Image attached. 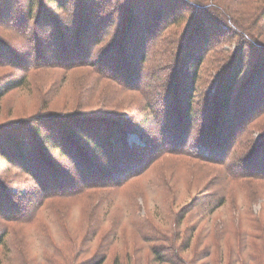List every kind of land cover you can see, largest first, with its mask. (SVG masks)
<instances>
[{
    "label": "trees",
    "instance_id": "1",
    "mask_svg": "<svg viewBox=\"0 0 264 264\" xmlns=\"http://www.w3.org/2000/svg\"><path fill=\"white\" fill-rule=\"evenodd\" d=\"M54 71L69 90L60 108L44 90L57 84ZM16 91L38 109L23 100L21 111L1 114L12 119L0 122V264H264V220L250 209L244 222L233 207L218 239L178 242L123 206L124 190L118 208L135 236L119 237V249L92 223L74 235L59 206L101 189L112 206L150 147H159L152 162L193 154L220 168L216 203L204 202L202 216L228 205L229 187L264 185V0H0V112ZM123 93L140 99L131 111L160 104L161 143L136 152L125 140L130 132L142 139L144 120L118 111L133 100Z\"/></svg>",
    "mask_w": 264,
    "mask_h": 264
},
{
    "label": "rangeland",
    "instance_id": "2",
    "mask_svg": "<svg viewBox=\"0 0 264 264\" xmlns=\"http://www.w3.org/2000/svg\"><path fill=\"white\" fill-rule=\"evenodd\" d=\"M157 60L163 62V50L158 59H154L155 63H153V65L160 66L162 63ZM56 72H51L50 78H56L57 84L54 86L50 82L44 87V90H46L45 95L54 99L53 104H57L58 106L56 107L60 108L65 102V94L69 95V90L64 91L66 84L62 86L61 79L63 73ZM80 73H82V70H77L76 75ZM212 74L213 72L210 71L202 74L203 82L210 80ZM162 77L161 72H158L157 79L162 81ZM42 80H44V76ZM52 85L53 87H51ZM200 91H204L208 95L213 92V89L205 85L201 87ZM124 95H130L133 100L129 103L119 104L120 109L118 111L124 113V116H133L135 121L142 122L144 120L139 125L140 130H144L142 139H139L135 132H130L126 135L125 140L129 144L138 146L133 147L135 150H138L136 152L141 151V146H144L146 141L150 143L156 142L157 144L161 143L163 134H161L159 127L160 122L163 121V115L157 114H162L160 104L154 110H152V107L147 109L140 106L141 108L135 107L131 111L133 106H137L140 103V99L136 95L134 97L132 93H123L119 98ZM156 99L158 98L156 97L153 101L155 102ZM23 100L26 101L25 106H30L33 110L38 109V105L32 106L33 102L25 93H21V91L13 92L2 101L0 122L7 118L1 116L3 110L14 106L13 109L21 111V103ZM53 104L49 105L50 109H53L52 106H55ZM170 111L173 114L174 107ZM196 113L197 108L194 105L191 116L195 117ZM169 116L170 114L166 115V120H168ZM153 118H155L154 121L152 120ZM10 119L12 118H7L6 120ZM149 133H151L150 137H148ZM256 135L254 133V136ZM156 151H159V147ZM156 151L150 147L145 157L141 156L140 160H144L142 162L144 164L143 171L131 178L130 183L120 189L117 196H110L109 199L113 203L112 206L107 205V201H102L103 193L109 192V189L91 190L89 196L83 198L82 201H78L77 199L61 201L59 206L63 210L64 218L70 231L74 235L80 236L83 234V228H85L86 223H92V226L101 229L100 233L106 234L111 238L110 242L115 243V245L111 244V246L119 249L122 248L124 244L119 241V237L124 236L129 241L135 236L134 230L124 224L128 221L125 218V213L122 211L123 208H121V211L118 208V204H121L123 201L122 193L124 190L129 192L131 197L123 206L133 204L132 211L136 212L135 216L139 219H148L162 233L165 230H167L165 232H174L178 237V242L189 238L194 241L198 237H200L201 243H203V240L206 242V240L218 239L221 226L230 221L232 215H235L233 212L235 208L233 207L237 208V211L241 214L239 218L244 222L248 216L242 213V209H250L253 216L258 215L259 218L264 220V185L255 181H252L248 186H243L241 190H238L237 186L229 187L227 190L230 194L228 205L224 209L220 208L210 215L202 216L204 215V212H201L204 209V202L216 203L213 193H217L221 187L218 174L220 168L214 164L204 162L201 159L197 160L193 154L189 156L185 154H179L177 156L162 154L156 162H152L154 155L157 153ZM14 172L15 170L11 169L6 177H11ZM79 172L81 173L80 170ZM68 173L76 180L77 176L74 173ZM78 175L80 174L78 173ZM88 175L90 173L86 174V176ZM107 177L108 179L106 181L110 182L109 180L112 179L113 174ZM100 180L106 182L104 179ZM222 185L225 187V183H222ZM55 204L58 207V201H55ZM193 204H196L195 209L193 210L192 208L189 210V207ZM94 207H96V210L93 212ZM235 218L236 216L234 220H236ZM122 223L124 225L121 226ZM174 225H178V228L175 231H171ZM25 229L28 236L30 232V237L32 238L34 233L31 227H26ZM128 246H131V244L128 243ZM138 246H140L139 242L133 248L137 250Z\"/></svg>",
    "mask_w": 264,
    "mask_h": 264
}]
</instances>
